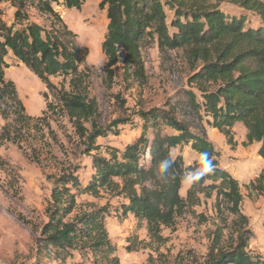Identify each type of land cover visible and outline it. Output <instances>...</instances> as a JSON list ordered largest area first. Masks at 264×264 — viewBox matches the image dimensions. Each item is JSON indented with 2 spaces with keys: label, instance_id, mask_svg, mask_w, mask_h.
I'll return each mask as SVG.
<instances>
[{
  "label": "rangeland",
  "instance_id": "1",
  "mask_svg": "<svg viewBox=\"0 0 264 264\" xmlns=\"http://www.w3.org/2000/svg\"><path fill=\"white\" fill-rule=\"evenodd\" d=\"M102 0H85L81 8L68 9L63 3L53 4L61 22L49 13L28 6L30 19L48 29L68 34L67 40L87 49L80 67L81 92L98 107L96 120L80 119L63 103V95L73 93L71 77L51 76L44 83L12 54L6 57V81L15 90L0 87V264H35L42 241V228L49 220L52 189L57 177L74 173L85 185L95 172V157L110 158L133 143L142 131L139 110L153 107L174 109L177 117L187 121L196 133H206L219 151L220 166L238 181L243 196L240 205L245 220L226 206H216L217 194H198L197 202H187L178 209L171 223L160 224L153 233L146 221L133 214L121 215L120 208L128 199L117 193L100 191L99 195L78 194L73 212L67 217L106 207L105 224L116 245L119 264H198L206 257L211 244L236 246L247 238V250L264 258V158L258 154V143L245 144L247 129L243 123L232 127L233 144L219 130L210 126L207 115L197 112L189 92L202 102L193 74L202 66L188 48L161 50L158 43L141 45V68L127 67L123 56L106 70L107 57L102 42L107 32V10ZM225 10H240L227 0H210ZM16 7L0 0V20L13 24ZM242 11V10H241ZM245 12V11H244ZM253 24L257 18L252 16ZM131 118L132 124L116 122ZM81 125V126H80ZM98 126L105 135H95ZM168 132L172 130L167 129ZM93 132L94 142L90 140ZM182 155L185 165L199 161L190 145L172 150ZM148 179L146 188L159 186L163 176ZM192 184L189 176L180 191L183 197ZM48 264H93L92 258L75 253L66 260Z\"/></svg>",
  "mask_w": 264,
  "mask_h": 264
},
{
  "label": "trees",
  "instance_id": "2",
  "mask_svg": "<svg viewBox=\"0 0 264 264\" xmlns=\"http://www.w3.org/2000/svg\"><path fill=\"white\" fill-rule=\"evenodd\" d=\"M8 1L16 11L13 24L0 20V87L15 90L14 83L5 78L9 67L6 57L12 54L46 84L51 76H70L74 91L63 95V103L77 122L96 120V102L80 90V67L86 61L87 49L67 40L71 31L65 25H61L64 31L48 29L32 21L28 13V6L33 5L61 22L53 4L78 9L85 0ZM227 1L240 10H225L210 0H102L108 19L102 42L106 70L112 73L123 55L124 65L141 68L144 43L156 42L163 51L188 48L203 62L191 77L202 96L198 103L196 94L189 92L194 109L203 111L210 126L223 133L229 144H233L232 127L243 123L245 144L259 143L258 154L264 158V0ZM252 16L257 18L255 24ZM137 116L143 121L139 137L119 155L95 157V172L87 184L74 173L55 179L49 220L41 231L35 264L66 260L75 253L84 259L91 257L93 264H119L117 247L105 224L106 207L67 219L78 194L97 196L106 190L124 196L128 203L120 208L121 215L133 214L146 221L153 233L160 224L171 223L175 212L187 202H197V195L208 191L217 194L218 208L226 206L245 220L240 210L243 196L239 181L220 166V153L206 133L194 132L190 123L170 108L142 109ZM116 122L132 124L134 120ZM93 132L106 134L98 126ZM93 132L90 140L94 142ZM184 145H190L199 161L185 165L182 155L172 156L173 149ZM165 162L168 166L162 170ZM158 171L163 176L159 186L146 188L147 180L158 177ZM189 176L192 184L183 197L180 191ZM247 241L241 237L236 246L227 248L214 241L198 264H264V258L247 250Z\"/></svg>",
  "mask_w": 264,
  "mask_h": 264
},
{
  "label": "clouds",
  "instance_id": "3",
  "mask_svg": "<svg viewBox=\"0 0 264 264\" xmlns=\"http://www.w3.org/2000/svg\"><path fill=\"white\" fill-rule=\"evenodd\" d=\"M167 166H168V165H167V162H165V164H164V165H162V170H163V169H166V168H167ZM209 167H211V166H209Z\"/></svg>",
  "mask_w": 264,
  "mask_h": 264
},
{
  "label": "crops",
  "instance_id": "4",
  "mask_svg": "<svg viewBox=\"0 0 264 264\" xmlns=\"http://www.w3.org/2000/svg\"><path fill=\"white\" fill-rule=\"evenodd\" d=\"M259 144V143H258ZM260 145V144H259Z\"/></svg>",
  "mask_w": 264,
  "mask_h": 264
}]
</instances>
